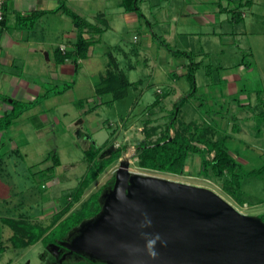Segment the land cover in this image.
Segmentation results:
<instances>
[{
  "label": "rangeland",
  "instance_id": "obj_1",
  "mask_svg": "<svg viewBox=\"0 0 264 264\" xmlns=\"http://www.w3.org/2000/svg\"><path fill=\"white\" fill-rule=\"evenodd\" d=\"M186 1L138 0L139 22L129 26L118 14L121 0H106L108 20L118 17L119 21L103 35L97 53L84 60L70 80L56 79L45 87L42 94L49 91V97L40 94L35 102L15 100L11 103L7 114L15 104L24 111L12 120L13 126L0 135V161L3 160L0 163V215L20 219L22 211L23 219L46 228L57 221L58 213L67 204L72 203L71 210L61 220L80 211L96 192L95 197L103 208L101 197L105 192L99 190L114 175L116 177L120 169H126L131 174L210 188L243 214L258 216L264 221V173L262 176L247 173L264 169V152L259 154L264 147V122L256 116L257 110L264 107L255 106L257 90H263L264 99V0H251L252 4H243L239 9L238 1H232L230 8H237L233 11L226 10L228 0L201 2L198 10L208 9L216 18L207 23L198 22L193 13L186 11ZM215 8H220L221 12ZM168 33L170 38L166 36ZM175 51H187L190 55H176ZM114 61L132 85L125 97L108 105L105 102L112 100L113 94L100 95L96 87L110 70L116 71ZM193 61L199 65L190 81L188 71ZM242 63H248L249 68ZM8 70L23 74L15 68ZM36 74H31V79L40 76ZM67 85L74 87L75 103L63 102L60 98L56 103L46 100ZM231 88L237 91H230ZM159 92L167 93L166 98L152 106ZM5 98L0 93V99ZM181 99H184L181 114L170 133L173 135L181 122L197 121L210 122L219 131L226 130L232 135L234 138L228 146L243 172L242 188L238 192L246 202L244 205L225 193L222 181L198 175L201 164L198 155L190 154L182 174L138 165L141 143L162 135L171 111ZM26 103L28 108L24 107ZM93 106L94 112L90 114L88 110ZM41 112L51 117L42 128L32 117L40 118ZM236 124L240 128L238 133L234 130ZM149 131L154 135L147 137ZM92 145L104 147L97 161L108 158L117 147L123 150L76 200V192L90 166L86 150ZM213 155L208 154L209 159ZM55 158L60 159V164H55ZM19 203H22L21 208ZM95 203H91L92 211L97 210ZM100 211L91 217L86 215L70 230L53 226L51 232L55 239L64 232L66 235L61 245L65 253L61 257L56 248L48 249L43 240L27 248H10L7 255L13 259V264H49L54 260V264L64 261L89 264L86 262L89 260L106 264H151L138 251L113 241L114 231L126 235L119 220L108 221L104 216L101 224L93 227L92 222L101 218ZM41 215V220L35 222L34 218ZM97 238H100L98 243ZM44 253H47L45 258Z\"/></svg>",
  "mask_w": 264,
  "mask_h": 264
},
{
  "label": "trees",
  "instance_id": "obj_2",
  "mask_svg": "<svg viewBox=\"0 0 264 264\" xmlns=\"http://www.w3.org/2000/svg\"><path fill=\"white\" fill-rule=\"evenodd\" d=\"M229 7L226 10L233 11L234 9H239L243 4H252L251 0H228ZM232 1H238L237 8H230ZM245 1V2H244ZM138 0H121L120 6L123 7L126 11H135L139 14ZM5 11V8H4ZM53 13L62 12L69 16L72 19V22L77 31V39L74 43L73 50H62L61 47H56L54 49L55 62L58 64L71 61L74 64L75 71L78 69L80 60L86 59L89 54V49L93 43L96 42L94 37H86L87 32L93 34H102L108 28V22L103 18L102 14H99L96 18V23L91 22L85 17L79 15L77 12L72 10L68 4L67 0H60V5L52 11ZM44 12H34L26 15H19L18 21L21 26L26 28H32L36 20ZM6 19V14L4 15ZM5 19L2 22V27L5 24ZM103 25V26H102ZM1 32V31H0ZM176 55H186L189 56L190 53L187 51H175L173 52ZM112 60H115L114 58ZM244 64V63H242ZM116 71L110 70L104 77L102 81L96 87V92L100 95L104 93L113 94V99L105 102L106 104H113L114 101L119 98H123L128 94V87L132 85V82L129 81L123 71L118 66V63L114 61L113 63ZM199 63L192 62L191 67L188 71V79L192 81L194 76V70L198 68ZM241 65V64H240ZM245 67L249 68V64L245 63ZM196 66V67H195ZM195 86V84H193ZM71 85H67L63 90L56 91L57 94L64 92L67 88H70ZM49 92V91H48ZM48 92H46L44 98L49 97ZM263 90H257V102L255 106L258 108L260 105L264 107V99L262 98ZM160 96L152 104H159L162 100V96L166 94L159 92ZM184 99H181L178 103L175 104L174 109L170 113V121L166 124L165 130L162 135L159 136L156 140L153 141H144L141 143L140 150L137 155L138 165L144 169L163 171L172 174H182L185 171V166L187 165V160L190 154L198 155L201 158V164L199 166L198 175H201L209 180L222 181L223 189L230 197H232L237 203L244 205L246 202L242 199V196L238 191L242 188L241 178L243 177V172H241L240 163L235 157L231 155L228 142L231 141L232 135L228 134L226 130L219 131L218 127L213 126L210 122H202L201 124L197 121L190 122H181L175 133L172 135L170 133L171 129L175 127L176 119L179 114H181V104ZM15 100L13 101V103ZM35 102V100H34ZM252 106L249 104V107ZM24 107L28 108L27 103ZM94 107L90 108L88 111L93 112ZM257 110V109H256ZM23 109H17L16 104L13 107L11 113H5L4 116L0 119V131H4L6 128L11 126L12 120L23 114ZM256 116L264 122V108L258 109ZM6 119L3 123L2 119ZM239 126L234 125V130L237 131ZM222 133V134H221ZM154 135L152 131L147 133V137ZM216 136V138H215ZM218 136V137H217ZM108 140L104 143L106 146ZM104 147L101 146H90L86 150V159L90 163L87 174L81 182V186L76 192V200L82 196L84 188L88 187L91 182L96 180L100 173H102L107 167H109L116 159L121 156L122 148L117 147L108 158H104L101 161H97V157L101 153V150ZM214 153L213 157L209 159L208 154ZM55 164H60V159L55 158ZM264 169H252L247 172L249 175H260L262 176ZM115 182V175L109 180L105 185L101 187L99 192H107L113 186ZM98 192L92 194L90 198L84 203L83 208L76 212V214H71L66 219L61 220L72 207V203L67 204L62 211L58 213L59 218L57 221H54L53 225L51 224L48 227H38L25 219H11L3 218V221L11 226L15 234L13 235V245L17 248L30 246L39 240H43L48 245V249L52 250L56 247V250L59 251L57 254L58 257L64 255V251L61 247L62 242L66 238L65 232L60 235L58 239H55L51 229L53 226H61L62 229L70 230L75 227L77 224L85 219V216L89 217L95 215L102 208L99 205V200L95 196L98 195ZM102 199V197H101ZM96 202L97 206L96 211L90 209L91 203ZM102 202V200H101ZM258 217V216H257ZM260 218V217H259ZM262 219V218H261ZM59 222V223H58ZM76 222V223H75ZM58 223V224H56ZM72 223H74V226ZM39 228V229H37ZM51 242V243H50ZM50 243V244H49ZM55 245V246H54ZM59 246V247H58ZM47 253H44L43 258H45ZM52 254V252H51ZM56 260L50 261L49 264H54ZM83 261H79L77 264H82ZM89 264H106L100 263L94 260L86 261ZM62 264H71L70 262L64 261Z\"/></svg>",
  "mask_w": 264,
  "mask_h": 264
},
{
  "label": "water",
  "instance_id": "obj_3",
  "mask_svg": "<svg viewBox=\"0 0 264 264\" xmlns=\"http://www.w3.org/2000/svg\"><path fill=\"white\" fill-rule=\"evenodd\" d=\"M115 182L102 195L101 218L92 225L104 216L119 220L126 235L114 231L113 241L151 264H264V221L243 214L214 190L126 169Z\"/></svg>",
  "mask_w": 264,
  "mask_h": 264
},
{
  "label": "crops",
  "instance_id": "obj_4",
  "mask_svg": "<svg viewBox=\"0 0 264 264\" xmlns=\"http://www.w3.org/2000/svg\"><path fill=\"white\" fill-rule=\"evenodd\" d=\"M206 1L210 0H193V2L187 0L185 2L186 11L190 14L193 13V18L201 23H207L213 18L216 20L215 15L208 9L205 8V12L198 10V4H201V2L206 3ZM214 1L217 2V0ZM220 3L221 2H219V6L221 7ZM67 4L72 10L91 22L96 21L99 14H102L103 18L108 22V28L102 34H93L90 32L85 34L88 38L94 37L96 42L91 45L88 57L80 60V65L84 60L92 58V56L97 53L98 46H100L103 40V35L108 29L114 28L113 25L115 21H119V18L116 17L115 20H108L106 0H67ZM59 5L60 0L6 1V19L0 32V93L11 99H0V115L10 110L11 103L14 100L32 101L40 94L44 95L42 92L45 87L56 81V79L58 81H62V79L68 81L71 79L73 72H75L74 64L71 61L61 64L55 62L54 49L56 47H63L66 51L73 50L74 43L77 39V31L72 19L62 12H52ZM118 10V14L126 20L129 26L139 22L135 11H126L121 6H118ZM216 10L221 12L220 8ZM34 12H44V14L36 20L32 28L21 26L18 21L19 15H26ZM112 14L115 15V11H113ZM185 15L186 14H184V16ZM166 36L170 38L171 34L168 33ZM10 68H15L23 74H15L8 70ZM34 73L40 74L36 79L37 81L31 79V74ZM77 73L78 70H76L75 74ZM234 89L237 91L236 88H231L230 91L235 92ZM73 90L74 87L67 88L64 92L53 94L51 98L46 100L56 103L60 102V98L63 102L69 101L75 103L76 98L73 95ZM164 98H166V96L163 97L162 100ZM93 112H90V114ZM39 116L40 118L35 115L32 117H35L33 120H35L41 128L45 123L51 120L50 115L42 113ZM41 130L42 129H39L38 131ZM262 130L263 128H261V131ZM235 132H240V128ZM1 134L2 131H0V135ZM232 138L234 137L232 136ZM260 149L261 152H259V154L261 155L264 152V147L262 146ZM0 163H3V160H1ZM18 205H20L19 208L22 207V203ZM21 212L22 211H20L19 216L23 219V214ZM40 217L42 218L43 215L35 217V222L40 221ZM3 218L11 217L0 215V264H13V259L7 255L10 248H27L35 245L37 242L27 247H15L12 240L15 231L3 221ZM6 228L9 229L7 230Z\"/></svg>",
  "mask_w": 264,
  "mask_h": 264
},
{
  "label": "built area",
  "instance_id": "obj_5",
  "mask_svg": "<svg viewBox=\"0 0 264 264\" xmlns=\"http://www.w3.org/2000/svg\"><path fill=\"white\" fill-rule=\"evenodd\" d=\"M7 0H0V31H1V27H2V22L4 21L5 19V11H4V8H5V3H6ZM62 50H65L63 47H61Z\"/></svg>",
  "mask_w": 264,
  "mask_h": 264
},
{
  "label": "clouds",
  "instance_id": "obj_6",
  "mask_svg": "<svg viewBox=\"0 0 264 264\" xmlns=\"http://www.w3.org/2000/svg\"><path fill=\"white\" fill-rule=\"evenodd\" d=\"M156 239L159 240L160 237L157 236ZM154 244H155V241H151V242L149 243V246H148V247H149V254H150L153 258H155V256L157 255L156 252L153 250V246H154Z\"/></svg>",
  "mask_w": 264,
  "mask_h": 264
}]
</instances>
